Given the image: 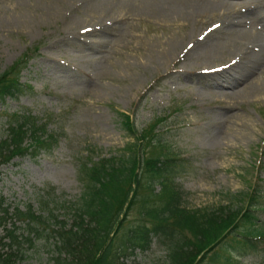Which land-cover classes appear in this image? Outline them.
I'll return each instance as SVG.
<instances>
[{
  "label": "rangeland",
  "instance_id": "374dc122",
  "mask_svg": "<svg viewBox=\"0 0 264 264\" xmlns=\"http://www.w3.org/2000/svg\"><path fill=\"white\" fill-rule=\"evenodd\" d=\"M74 2L0 0V72L31 48L21 70V81L29 87L0 102V138L10 113L23 109L37 116L49 114L48 128L59 134L51 150L0 164V196L10 203L9 211L13 205H30L45 218L40 224L30 223L35 230L16 220V232L30 240L21 239L18 247L0 244V258L9 254L11 264L74 262L66 251L57 249L53 229L60 220L71 222L82 189L79 162L87 150L93 157L108 155L129 140L119 124L118 110L128 112L137 129L153 116L163 118L159 132L180 157L174 181L189 206L226 205L253 182L264 195V97L217 94L207 84L204 66L190 69L182 57L175 69L168 63L142 64L146 52L142 53L138 36L164 38L167 31L163 23L143 16L115 21L103 32L106 39L99 52L73 43L77 34L66 29L65 18H74L83 29L95 16L77 9ZM50 8L55 9L53 17ZM244 8L240 14H245ZM83 34L78 33L81 38ZM80 50L84 52L77 56ZM232 59L204 68L214 65L213 71L220 73ZM259 217L264 223V211ZM127 218L132 223H151L135 208ZM254 241L255 249L234 251L228 264H264V238ZM166 253L165 244L153 235L145 249L134 248L117 264H164Z\"/></svg>",
  "mask_w": 264,
  "mask_h": 264
},
{
  "label": "trees",
  "instance_id": "16d2710c",
  "mask_svg": "<svg viewBox=\"0 0 264 264\" xmlns=\"http://www.w3.org/2000/svg\"><path fill=\"white\" fill-rule=\"evenodd\" d=\"M30 51L25 50L0 72V102L28 86L20 81V70ZM116 113L129 140L108 155L93 157L87 150L79 162L82 189L71 222L60 220L53 229L57 249L74 259L60 260L61 264H117L134 248L145 249L153 235L167 248L164 264H228L234 251L255 249L253 239L264 236L259 222V210L264 209L261 186H248L226 205L188 206L173 180L178 171L177 155L158 131L162 118L154 117L137 129L130 114L123 110ZM50 117L13 111L0 138V164L51 150L58 134L47 128ZM9 206L0 196V244L18 247L21 239L29 241L30 237L16 232L15 221H24L35 230L30 223L40 224L45 218L30 205H13L12 211ZM131 208L141 218L148 217L150 225L132 223L127 218ZM9 258L6 254L0 264H11Z\"/></svg>",
  "mask_w": 264,
  "mask_h": 264
},
{
  "label": "bare ground",
  "instance_id": "6f19581e",
  "mask_svg": "<svg viewBox=\"0 0 264 264\" xmlns=\"http://www.w3.org/2000/svg\"><path fill=\"white\" fill-rule=\"evenodd\" d=\"M75 1L77 9L82 8L95 16L83 29L74 18H65L66 29L77 34L73 37V43H84L90 51L99 52L104 47L103 32L112 27L115 21L143 16L163 23L167 31L164 38L144 40V37L138 36V41L144 47L142 53L146 52L142 64L159 66L168 63L170 68L175 69L177 60L182 57L188 61V64H184L192 69L234 58L230 60L228 68H222L220 73L213 71L214 65L202 68L208 86L225 97H264V0ZM251 4H255L254 8H244ZM243 8L247 15L245 18V14H240ZM54 11L50 8L52 17ZM82 32L85 37L96 36L93 39L81 38L78 33ZM83 52L80 50L76 55Z\"/></svg>",
  "mask_w": 264,
  "mask_h": 264
}]
</instances>
